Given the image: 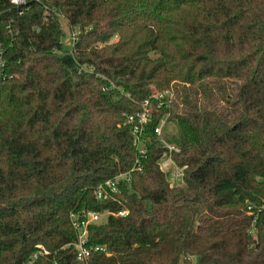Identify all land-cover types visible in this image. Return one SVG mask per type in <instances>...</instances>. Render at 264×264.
Here are the masks:
<instances>
[{"label":"trees","instance_id":"obj_1","mask_svg":"<svg viewBox=\"0 0 264 264\" xmlns=\"http://www.w3.org/2000/svg\"><path fill=\"white\" fill-rule=\"evenodd\" d=\"M0 44V264L38 245L33 264H75L68 214L104 210L126 214L87 225L89 264H264V0H0ZM151 86L174 98L138 154L120 113ZM165 113L179 186L156 162Z\"/></svg>","mask_w":264,"mask_h":264},{"label":"built area","instance_id":"obj_2","mask_svg":"<svg viewBox=\"0 0 264 264\" xmlns=\"http://www.w3.org/2000/svg\"><path fill=\"white\" fill-rule=\"evenodd\" d=\"M9 3L15 6H19L25 3V0H9ZM113 38H116L114 35ZM72 43L74 39H72ZM71 43V44H72ZM3 47L0 44V79L5 78L3 72L6 61L3 54ZM91 67L88 65H79L77 72L90 71ZM174 95L170 89H154L151 90L148 97L141 100L138 104V109L134 112H121L120 116L123 119L122 124L127 125L129 133L132 137V142L136 147L138 154L144 153V146L142 144V131L145 125L150 121L152 114L160 107L168 108L173 101ZM168 118V114H163L157 124L153 127V134L157 141H159L163 147V152L157 159V167L166 176L169 186H179L183 184L184 166H177L173 159L172 154L178 151L175 144H166L162 139V131L165 122ZM133 170H138V167L131 168L128 172L118 173L113 178H109L96 184L92 188V195L97 200H105L111 194L117 192V183H128L130 176L129 173ZM264 208V202L261 205ZM101 214H112L114 216H124L126 210H119L117 212H109L104 210L102 212L95 211H81L70 212L68 214L70 225L74 231V238L70 242L64 245L65 248H70L74 254L75 264H89L88 257L91 249L101 250L100 247L90 248L87 246L86 228L89 223L98 222ZM47 251L38 245L31 255L24 261L23 264H33L38 256L46 254Z\"/></svg>","mask_w":264,"mask_h":264},{"label":"rangeland","instance_id":"obj_3","mask_svg":"<svg viewBox=\"0 0 264 264\" xmlns=\"http://www.w3.org/2000/svg\"><path fill=\"white\" fill-rule=\"evenodd\" d=\"M59 21H60V25L61 28L63 30L64 36L61 38L60 42H61V47L62 50H69L71 43H72V39H75V34L77 32V28H73L70 29L65 20L63 19V17H59ZM116 38H113L110 41L115 40ZM151 90H154V87L151 86ZM107 120V119H106ZM178 134V127L174 122L169 121L168 119L165 122L163 131H162V139L163 142L166 144H173V140L172 138H175ZM107 218L106 214H101L98 221L103 222L105 221Z\"/></svg>","mask_w":264,"mask_h":264}]
</instances>
